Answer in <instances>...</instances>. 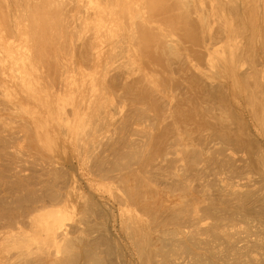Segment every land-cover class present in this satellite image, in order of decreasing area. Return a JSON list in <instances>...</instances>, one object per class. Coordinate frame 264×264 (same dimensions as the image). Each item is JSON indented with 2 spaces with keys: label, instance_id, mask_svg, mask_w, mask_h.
<instances>
[{
  "label": "bare ground",
  "instance_id": "bare-ground-1",
  "mask_svg": "<svg viewBox=\"0 0 264 264\" xmlns=\"http://www.w3.org/2000/svg\"><path fill=\"white\" fill-rule=\"evenodd\" d=\"M0 264H264V0H0Z\"/></svg>",
  "mask_w": 264,
  "mask_h": 264
}]
</instances>
